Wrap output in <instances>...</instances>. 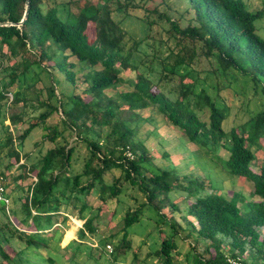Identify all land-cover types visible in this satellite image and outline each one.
Segmentation results:
<instances>
[{
	"label": "trees",
	"instance_id": "1",
	"mask_svg": "<svg viewBox=\"0 0 264 264\" xmlns=\"http://www.w3.org/2000/svg\"><path fill=\"white\" fill-rule=\"evenodd\" d=\"M24 2L0 0V158L6 160L5 171L16 165L34 181L19 208L5 211L1 205L0 242L15 239L40 252L43 264H56L48 255L59 249L61 236L52 228L53 217L64 225L59 208L69 206L82 221L76 241L94 236L97 215H82L90 211L87 198L94 195L101 205L115 200L125 208L121 239L110 252L114 259L116 249L132 248L128 229L146 220L158 243L137 262L145 245L139 242L134 264H224L227 257L264 264V235L259 233L264 229V162L255 156L264 153V105L249 113L244 100H264V37L257 33L263 11L251 10L245 0H185L182 24L159 12L158 5L131 0H101L99 5L29 0L17 25ZM137 7L145 12L149 31L157 22L165 24L164 38L151 32L135 38L111 18L113 11ZM201 62L207 69H197ZM40 71L50 84L44 98L34 92L30 100L25 92L34 90L32 77L38 79ZM54 72L63 77L69 94L57 90ZM77 82L83 85L82 96L73 94ZM123 84L126 89H118ZM242 106L246 119L225 126L232 110L241 112ZM26 109L35 116L16 132L25 124ZM147 109V117L138 113ZM156 117L224 172L246 178L249 198L256 200L238 206L237 193L227 198L171 165L155 166L137 134L145 123L154 128ZM35 129L40 139L32 144L36 155L28 164L31 154L23 151L24 142ZM80 144L87 157L81 171L71 173ZM174 191L184 193L182 210L167 197ZM165 208L178 213L182 225L165 217ZM199 242L201 252L196 251ZM0 264L21 262L0 245Z\"/></svg>",
	"mask_w": 264,
	"mask_h": 264
},
{
	"label": "rangeland",
	"instance_id": "2",
	"mask_svg": "<svg viewBox=\"0 0 264 264\" xmlns=\"http://www.w3.org/2000/svg\"><path fill=\"white\" fill-rule=\"evenodd\" d=\"M92 4L99 5L101 0H86ZM246 4L251 10H262L263 16L260 21H258L257 33L264 37V1L262 0H245ZM132 3L138 4L140 6L151 7L153 5H158L157 10L162 12L170 19H180V23L185 22L182 19L184 17V10L186 9L185 0H131ZM180 17V18H179ZM111 18L114 21L120 22V26L130 35L135 38H140L143 34L151 32L152 35L155 33H160L164 38L165 35L163 31L166 29L165 24L162 22H157L153 28L149 31L148 26L143 24L145 18V12L142 11L141 7L129 8L125 11H113L111 13ZM163 28V29H162ZM156 46V45H155ZM5 52V49L3 50ZM13 63V60L10 61ZM197 69H207L205 63L201 62ZM32 75V74H31ZM37 77H32L35 79L32 83L34 90L26 91V96L32 100L34 98V92H39L40 98L45 97L44 88L49 85L50 81L48 76L40 71ZM53 76L56 80L57 90L65 94L69 92V87L64 82L63 77L54 72ZM78 76V75H77ZM120 76L123 79L128 78V72H122ZM77 78V77H76ZM213 82V78L211 77ZM225 80L221 78V85H224ZM234 83L235 89L238 90L240 86L239 83ZM82 84L76 83V89L73 92L74 95H81ZM118 89H126V85H121ZM69 94V93H68ZM82 96V95H81ZM244 100L247 101V109L249 113L260 108L264 105V100L258 98L257 96H247ZM233 103L237 105V99H233ZM242 111L238 112L237 107L232 110L230 117L227 119L225 126L231 125L234 121H244L246 116L244 115V107H241ZM29 109L25 110V124L17 126L16 132L22 130L26 127V124L32 121L33 113H29ZM243 112V113H242ZM142 117L148 116V109L138 111ZM237 113V114H235ZM206 111L203 112L201 119L205 120ZM27 115V116H26ZM56 119L54 118L53 122ZM155 127L147 123L143 124L138 130L137 138L142 142V145L148 151L150 157H152V162L155 166H161L163 168L172 166L173 169L178 171V174H187L192 178H197L203 181L211 191L214 193L223 195L227 198L231 196L232 193L239 194L237 205L240 206L242 201H250L256 199H250L251 183L246 180L243 176L227 174L223 171L221 166L204 156V154L197 149L194 145L186 143L184 139H181L179 132L172 127L169 123L162 121L160 117L155 118ZM4 125H8L7 121H4ZM15 130L12 131V135L16 134ZM40 129H35L31 132L30 136L25 140L23 151L31 154L29 162L34 160L36 155L33 150V142H37L40 139ZM219 155L225 158V153L220 150ZM166 156H163V155ZM258 161L264 162V153L258 151L255 153ZM87 157V152L84 149V144H80L77 151L73 153L71 159V173H76L81 171L83 162ZM21 161L19 162V164ZM6 160L0 158V173L4 176V185L6 194L9 198V204L5 211H9L13 206L19 208V203L22 198L27 194V188L34 181L28 170H23L17 168L16 165L11 167L9 170L5 171L4 165ZM254 168V167H253ZM177 192V191H176ZM175 191L167 195L169 200H172L174 204L178 205V208L182 210V198L184 193ZM242 198V200L240 199ZM19 201V202H18ZM117 201L112 200L108 202L107 205H101V203L96 199L94 195L87 198V203L89 205V210L82 213L84 217H89L91 215H97L96 220L92 222L96 232L94 236H87L83 241L77 242V230L81 228V223L77 219L76 211H72L69 206L59 208V214L66 216V221L64 225L60 223L59 217H53V227L57 228L60 232V241L58 243L59 249L56 252L48 251V255L52 258L56 264H134L132 260V255L136 251L135 248L141 242L144 241L145 245L140 246V253L138 255V260L142 259L147 248H156L158 243L157 234L155 230L151 229L152 224L146 220L140 221L134 224L128 229L129 240H131L132 248L128 251L115 250L116 259L112 257L110 252H114V246H117L118 242L122 236V224L121 219L124 214L125 208ZM101 206V208L96 211V209ZM0 207H2L0 205ZM165 217L172 216L176 222L182 225V221L179 219V214L174 212L170 213L167 208L161 211ZM188 220H192L188 217ZM1 221V219H0ZM56 223V224H55ZM164 227V226H162ZM260 235H264V229L259 230ZM46 233L45 236H48ZM147 235V236H146ZM147 237V238H146ZM74 242V243H73ZM3 251L10 257H19L21 264H37L44 263L40 252L34 251L32 249L26 248L23 244L15 239H11L9 242H0ZM11 248V249H10ZM203 249V244L199 242L196 246V251L201 252ZM173 254V252L171 253ZM44 256V254H43ZM180 259V257H178Z\"/></svg>",
	"mask_w": 264,
	"mask_h": 264
},
{
	"label": "built area",
	"instance_id": "3",
	"mask_svg": "<svg viewBox=\"0 0 264 264\" xmlns=\"http://www.w3.org/2000/svg\"><path fill=\"white\" fill-rule=\"evenodd\" d=\"M127 157H130L129 153L125 154ZM9 204V199L6 194L5 190V185H4V180L0 176V205H2L4 208H6ZM224 264H241V259L236 257V258H230L227 257L225 259Z\"/></svg>",
	"mask_w": 264,
	"mask_h": 264
},
{
	"label": "water",
	"instance_id": "4",
	"mask_svg": "<svg viewBox=\"0 0 264 264\" xmlns=\"http://www.w3.org/2000/svg\"><path fill=\"white\" fill-rule=\"evenodd\" d=\"M28 2H29V0H25V2H24V12H23V16H22L21 21L19 23H17V25H20L22 23V21L24 20V18H25V15L27 13ZM4 25H10V23L4 24Z\"/></svg>",
	"mask_w": 264,
	"mask_h": 264
}]
</instances>
